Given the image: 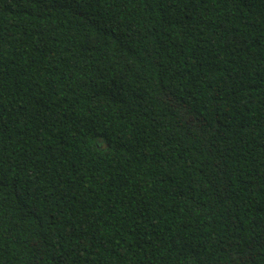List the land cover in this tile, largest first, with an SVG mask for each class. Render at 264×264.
Wrapping results in <instances>:
<instances>
[{"label":"trees","instance_id":"16d2710c","mask_svg":"<svg viewBox=\"0 0 264 264\" xmlns=\"http://www.w3.org/2000/svg\"><path fill=\"white\" fill-rule=\"evenodd\" d=\"M0 264H264V0H0Z\"/></svg>","mask_w":264,"mask_h":264}]
</instances>
